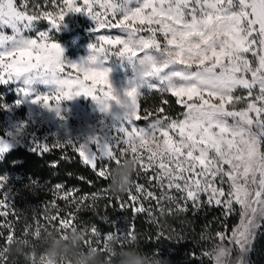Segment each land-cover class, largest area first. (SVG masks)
I'll return each instance as SVG.
<instances>
[{
  "label": "snow or ice",
  "instance_id": "6c2138e0",
  "mask_svg": "<svg viewBox=\"0 0 264 264\" xmlns=\"http://www.w3.org/2000/svg\"><path fill=\"white\" fill-rule=\"evenodd\" d=\"M68 13L89 16L98 33L89 45L90 54L79 62L65 63L63 48L48 31L35 38L24 35L40 20L59 30ZM21 41L22 46L11 47ZM111 59L131 66L127 86L113 85L111 69L105 66ZM33 75L53 89L33 103L59 116L62 102L90 97L112 118L114 135L101 132L84 143L56 140L52 145L78 152L98 177L110 181L106 191H113L115 169L131 160L135 176L145 178V183L133 180L126 191L134 207L151 199L176 202L168 191L179 193V199L191 201L193 207L199 206L202 193L208 194V203L223 202L228 211L238 204L241 222L233 231V242L241 253L248 250L264 220V0H46L44 8L35 0H0V86L25 77L17 91L27 97ZM240 90L246 95L237 94ZM146 93L159 94L160 105L142 107ZM172 104L179 106L175 115ZM32 145L34 152L50 148L35 140ZM9 147L0 140V158ZM4 181L7 177L0 176V188ZM61 198L66 204L61 208L53 202L56 215L49 223L55 222V232L45 229L47 236L66 241L69 232L80 230L87 237L81 245L86 251L108 252L111 235L100 247L101 233L95 226L74 223L75 211L87 197L65 192ZM91 198L95 201L97 194ZM135 210L148 211L142 203ZM32 235L40 237L39 228ZM129 237L135 239L131 231L115 239L125 248ZM16 242L29 243L9 232L6 243ZM229 252L224 249L223 259L206 255L214 264H224ZM7 254L8 247H0L3 264ZM31 264H37L35 256Z\"/></svg>",
  "mask_w": 264,
  "mask_h": 264
},
{
  "label": "rangeland",
  "instance_id": "374dc122",
  "mask_svg": "<svg viewBox=\"0 0 264 264\" xmlns=\"http://www.w3.org/2000/svg\"><path fill=\"white\" fill-rule=\"evenodd\" d=\"M17 2L19 3V0H17ZM35 2L40 4L42 8L46 7V0H35ZM78 2H80V0H78ZM94 29L95 22L89 16L83 13H68L64 18L63 24L59 27V30L52 28L47 20H40L36 23L35 27L28 30L26 34L35 38L38 32L48 31L50 37L67 49L66 55L72 60L79 62L81 58H86L90 54L89 45L96 42L98 33L94 31ZM5 32L10 35L11 29H5ZM105 66L111 69V80L116 88L127 86L129 80L133 76V72L131 66L128 65L126 61L121 62L116 59H111L106 62ZM21 86L22 84L20 82L0 86V104L7 105V108L0 107V140L10 145L9 149L2 155V158H0V164L3 162L2 160L5 155L16 147L32 150V146L34 147V145H32L33 140L41 144L48 143L50 148L47 152H53L56 149L65 154L68 149L73 150V148L63 144L59 147H53L52 145L56 140H72L73 142L84 143L87 137L93 134H99L101 132L106 136L115 134L114 129L111 127L113 124L112 118L100 113L98 106L90 97L79 96L73 100L62 102L61 113L58 116L55 111L44 108L40 103L32 102L36 96L48 91L45 86L37 85V90L32 91L27 97L22 96L17 91ZM144 91H146V89ZM237 94L246 95L242 90L238 91ZM18 101L19 103H17ZM237 107H240V105H237ZM148 109L151 110V108ZM138 123L140 126H144L145 124L144 121ZM22 125L23 128L21 127ZM36 152L41 153L42 151ZM76 153L79 155L78 152ZM4 164L0 176H6L7 181H4V186L0 188V201H4V203L0 204V213H3V215H0V233H2V235H0V244L4 235H8L9 232H11V234L14 233L13 230L15 232L19 230L21 232V237L28 241L37 238L32 235L37 228H39L41 232L39 239L48 237L47 233L43 230L45 226L48 227V232H55V222L49 223V218L52 215H56L55 209L52 207L53 201L60 198L62 204H59V206L64 208L66 201L61 197L64 196L65 192L70 193L72 196L73 190L69 192L64 186H62L59 191H57L56 187L53 190L51 189L52 191L48 190V187H46L48 182L40 180L37 177H31V173L24 174L22 171L14 169V162L6 161ZM114 166L115 165H113V167ZM132 178L136 180L137 183H145V178L143 176L137 178L133 173ZM216 186L220 187L221 185L217 183ZM223 187L225 192H227L228 185L225 184ZM36 190L38 191L36 192ZM148 190L155 191L156 195L160 194L159 189L149 188ZM37 193L42 194L43 200L45 197L49 196L48 203H45L43 200H37ZM109 193L111 196L113 191H109ZM167 194L168 196H175L177 198L176 202H170L164 199L157 203L155 199H151L150 203L148 201L137 202L135 204V209L142 203L143 206L148 209L147 212H142L144 213L143 216L148 218H154L158 213H166L168 211L177 212L179 210L189 211L199 208L202 209L210 205H213V207L221 206L227 210L223 202L219 205H217L214 200L212 203H208V194H201L198 207H193L191 201L185 203V201L180 200L179 193L168 191ZM122 195L123 197L121 200L126 205H133L134 202L129 200L127 192ZM5 197H7L6 200ZM220 199L223 201V198ZM50 201L52 203H50ZM231 212H236L238 214V219L229 234H224L223 232L215 234L213 236L214 240L210 243V247L204 246L206 247V251H200L201 253L195 256L192 263H190L189 257L185 254H179V256H177L174 253H172L170 257L172 258V262L181 264H214L213 258L206 255V253L221 256V259H223L222 253L224 247L220 245L223 244L230 250V258L234 260L235 264H240L241 259L243 264H247L250 247L246 252L241 253L239 246L233 242V231L241 222L240 205L234 204ZM130 221L131 218H128L124 220V223ZM260 222L261 220L259 221V225L261 224ZM75 223L78 224L77 221H75ZM105 227L108 226L104 225V227L98 229L101 233L100 245H104L105 237L111 235L114 238L108 242V247L111 248H115L116 246L115 241H118L115 239L116 237H123L131 230L129 226L127 227V224L124 227H114L113 230H109V228ZM218 234H223V239H221ZM55 240L58 241L60 239ZM46 249L47 248L41 249L40 251L33 250V252L35 255L43 254ZM141 254L142 259L147 260L148 264L151 260H156L157 263L154 264H159L161 262L159 259H163L164 255L163 251L159 249L154 250V252L150 254L146 251H143ZM82 255L83 254L80 255V260L83 258ZM18 258L19 256L15 257L17 260H14L15 262L11 261L10 264H26ZM105 258L108 260L107 256ZM0 264H2V261H0ZM79 264H82V262L80 263L79 261Z\"/></svg>",
  "mask_w": 264,
  "mask_h": 264
},
{
  "label": "trees",
  "instance_id": "16d2710c",
  "mask_svg": "<svg viewBox=\"0 0 264 264\" xmlns=\"http://www.w3.org/2000/svg\"><path fill=\"white\" fill-rule=\"evenodd\" d=\"M142 107L155 108L161 103V97L157 93L146 94L141 98ZM172 114L179 112V106L172 104ZM0 164V173L3 170L4 163L14 162V169L22 171L24 174L31 173V177L39 178L48 182V190H53L57 185L64 186L65 189L72 191V196L87 197L85 204L75 211L78 225L115 228L124 227L127 224L135 239L131 237L126 242V247L121 248L119 241H115V248L108 247V252H100L102 264H123L127 256L139 258L143 264H148L147 260L142 259V252L149 254L154 250L163 251V259L159 264H181L172 262L171 254L179 256L185 254L192 263L200 251H206L210 243L214 240L213 236L223 232L229 234L237 222L238 214L225 210L221 206H206L202 209L168 211L158 213L154 218L145 217L144 213L137 212L132 204H125L121 207L123 195H114L109 191L110 181L98 177L96 171L91 166L84 164L80 156L74 151L68 149L65 154L54 150L53 152H34L16 147L7 153ZM51 190V191H52ZM38 190H36L37 192ZM96 193L97 198L92 200L91 194ZM38 194L39 201L43 200L41 193ZM125 195V194H124ZM119 196L120 199L117 197ZM49 197V196H48ZM45 197L43 201L48 203L49 198ZM56 204H62L61 199L54 200ZM50 203H52L50 201ZM131 218L130 222L125 219ZM74 221V223H75ZM248 255L247 264H264V220H261ZM45 226L43 230L47 229ZM118 230V229H117ZM119 231V230H118ZM12 235L17 241L25 240L21 237V232L17 230ZM6 235L1 240L0 247H8L7 264L15 262V257L19 256L20 261L30 264V258L35 256L34 251L48 248L54 243H64L67 245L69 240H55L49 237L33 238L29 240L28 245L22 242L12 244L6 243ZM19 235V236H17ZM212 237V238H211ZM87 237H84L86 239ZM83 239V240H84ZM80 244L77 251L81 254L95 253L97 251H86ZM95 246V245H94ZM103 247V245H100ZM207 247V249H208ZM26 255L29 257L26 260ZM108 257V260L105 257ZM80 263L92 264V258L85 259L82 255ZM157 263L156 260L149 261V264ZM3 264V262H2Z\"/></svg>",
  "mask_w": 264,
  "mask_h": 264
},
{
  "label": "clouds",
  "instance_id": "9594fccd",
  "mask_svg": "<svg viewBox=\"0 0 264 264\" xmlns=\"http://www.w3.org/2000/svg\"><path fill=\"white\" fill-rule=\"evenodd\" d=\"M25 38H32L31 36H28L26 32L24 33ZM53 39L52 37H50ZM22 41L18 42L17 44L12 45L11 47H17L22 46ZM59 43V42H58ZM61 45V44H60ZM63 48V61L65 63H71V62H77L75 60H72L66 55L67 49L61 45ZM25 77H20L19 82L23 83ZM17 77H12L13 81H16ZM42 85L45 86L48 91L47 93H50L53 89L50 85L44 84L42 80L35 78L33 75L32 77V84H31V90H37L36 86ZM42 94V93H41ZM42 105V103H41ZM101 113V112H100ZM103 114V113H102ZM106 116V114H104ZM133 161L129 160L127 163H125L122 167H119L115 169L113 176V183H112V190L114 195H122L125 193L128 189V187L131 185L133 181ZM84 237H86L85 233L78 230V231H72L68 234V240L69 243L65 245L64 243H54L50 245L43 254H37L35 255V259L37 264H44L45 261L51 260L53 261V264H79L80 261V255L77 251V249L80 247V244L82 243ZM224 247V249H228L227 246L220 244ZM85 259H88L89 257L92 258V264H102V261L100 259V253L97 251L95 253H84L83 254ZM230 252L227 255V258L224 261V264H235L234 260L230 258ZM41 257H43V261L41 260ZM29 257L26 255V260H28ZM32 257L30 258V260ZM123 264H143V262L133 256H127L125 260L123 261Z\"/></svg>",
  "mask_w": 264,
  "mask_h": 264
}]
</instances>
